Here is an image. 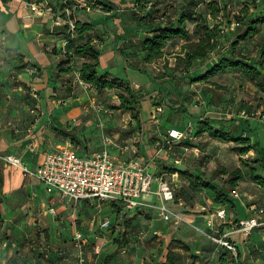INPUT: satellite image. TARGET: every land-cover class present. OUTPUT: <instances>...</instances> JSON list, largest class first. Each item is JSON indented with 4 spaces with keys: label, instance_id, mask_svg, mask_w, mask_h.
<instances>
[{
    "label": "rangeland",
    "instance_id": "374dc122",
    "mask_svg": "<svg viewBox=\"0 0 264 264\" xmlns=\"http://www.w3.org/2000/svg\"><path fill=\"white\" fill-rule=\"evenodd\" d=\"M131 2L134 3V0ZM209 3H215L220 10L215 18L209 14ZM152 8L154 17L159 18L157 22L177 20L186 11L190 17L187 27L194 41L202 34V31H196V23L211 28L217 26L222 47L226 45L223 36L235 29L243 12L249 9V13L256 14L264 8V0H159ZM123 15L130 17L129 13ZM162 16L164 20H161ZM174 43L177 44H168L162 58L152 62L150 70L142 65V59L133 61L132 64L143 67L149 74L125 68L123 63L111 68L115 75L123 79L130 77L138 82L139 86L133 84L134 91L141 100V118L148 127L142 141L137 125L129 124L126 119L120 120L115 130L121 133L122 140L131 138L128 142L131 146L129 158L139 160L152 171L151 192L158 190L157 177H162L174 190L173 199L176 190H188L194 197L193 205L176 202L173 207L184 216L194 214L192 210L203 207L202 213L211 215L206 225L201 227L196 225L198 221H191L174 228L164 223L155 211L129 212L122 209L117 212L111 203L78 204L68 206L64 213L53 214L55 206L45 190L42 195H0V264H6L16 251L17 264H101L105 255H113L109 264H164L168 261L174 264H221L223 256L227 261L240 258L247 264H264L262 232L255 231L247 238L237 233L228 236L235 221L252 214L251 207L264 206V189L250 180V170L245 164L264 158V92L237 70H229L206 81L192 82L188 77H197L206 68L197 67L195 71L184 74L185 69L181 66L175 72L179 76L177 82L156 81V76L174 69L176 65L184 41L176 40ZM261 48H264V25L258 34L241 42L235 54L237 58L243 56L253 61L260 57ZM87 91L90 97L101 96L92 87ZM119 93L125 94L124 88L102 95L101 101L106 102L110 110L116 111L113 102L115 95L119 100ZM157 107L162 108V112H157ZM168 107H183L187 113L170 115ZM122 115L121 112L119 119L123 118ZM108 116H100V119H107ZM202 119H218L227 123V127L236 125V136L250 138L256 149L241 156L234 143H224L206 134L196 136L197 124ZM93 122L98 129L102 121L95 116ZM189 125L193 129L186 139L169 143L168 130L171 127L183 129ZM76 129L80 130L75 126L69 132L79 139ZM104 131L105 128L99 132L100 138ZM97 133L92 138H99ZM86 139L83 137L77 144H72L70 140L66 148L77 151V146ZM80 150L90 151L83 146ZM164 167L187 170L206 180H215L226 188L232 173L240 169L244 179L234 189L239 197L235 198L233 192L230 194L235 209L225 207L227 217L220 220L217 217L219 206L211 204L210 208L202 190L190 188L186 176L178 173L171 175ZM260 173L264 176V171ZM106 221H110V225L102 227ZM76 232L81 235V241L76 240ZM120 233L126 234V243L118 248L114 240ZM224 236L238 245L237 257L217 243L216 240Z\"/></svg>",
    "mask_w": 264,
    "mask_h": 264
},
{
    "label": "crops",
    "instance_id": "0c3cea01",
    "mask_svg": "<svg viewBox=\"0 0 264 264\" xmlns=\"http://www.w3.org/2000/svg\"><path fill=\"white\" fill-rule=\"evenodd\" d=\"M99 1L109 4L112 10L105 11L102 7L91 9L85 7L83 0H77L78 9H67L64 18L61 14L55 15L47 3L37 4L38 9L34 11L26 0H0V45L14 49L24 57V63L36 66L17 70L15 68L21 66L18 61L10 64L0 62V154L20 158L29 169L35 170L45 153L66 148L70 144V139L60 135L56 129L69 126L68 129L73 130L78 126L80 130L76 129L79 131L75 133L76 136L79 140H83V137L87 139L77 146L76 152L86 154L99 151L104 146V137H111L115 143L110 147L111 154L119 160L129 159L130 151L122 155L119 147L129 144L131 138L122 140L121 133L115 129L120 120L126 119L129 124L135 125L131 114L122 112L123 118L119 119L121 111L118 110H111L109 116L99 113L102 109H109L100 97L114 90L100 92L101 96L87 95V88L91 86L82 81L79 74L84 58L73 59L69 65L72 73L69 74L60 73L58 66L65 54H73V48L63 37L66 20H73L94 25V30L89 34L76 36L75 43L92 38L100 50L101 73H109L135 86H139L138 82L130 77L123 79L115 75L111 68L123 63L125 68L149 74L143 67L132 64L138 58L131 59L129 55L131 47L152 35L151 27L140 22L131 0ZM124 13H129L130 17ZM141 62L151 69L152 63ZM114 97L113 106H117L119 100L116 95ZM95 116L102 121L98 129L96 122H93ZM100 116L108 118L100 119ZM104 128L100 138L99 132ZM147 129L145 124L144 131ZM96 132L99 138H92ZM140 140H143L142 135ZM82 146L90 151L80 150ZM43 190L45 187L38 179L25 175L20 167L0 161V195H42ZM46 195L52 198L55 214L67 211L65 208L70 205L59 194L46 192ZM146 198L150 202H157L155 195H147ZM80 204L92 205L86 202ZM211 204L208 201L210 208ZM202 209L192 210L194 214L185 215L186 222L198 221L196 225H206L211 215L202 213Z\"/></svg>",
    "mask_w": 264,
    "mask_h": 264
},
{
    "label": "trees",
    "instance_id": "16d2710c",
    "mask_svg": "<svg viewBox=\"0 0 264 264\" xmlns=\"http://www.w3.org/2000/svg\"><path fill=\"white\" fill-rule=\"evenodd\" d=\"M29 4L35 3H47V6L51 8L52 12L61 14L62 17H66V10L73 8L78 9L79 3L77 0H26ZM159 0H134V7L141 23H145L151 27V36L143 39L138 45L131 47L130 55L132 57L140 58L146 63H152L153 61L160 59L164 56V50L168 44L174 43L176 40L184 41L181 45L180 52L177 56V62L174 69H168L166 73L156 76V81H170L177 82L179 76L175 75L179 67L185 69L184 74H189L191 71H195L197 67H205V71L197 77H188L192 82L206 81L211 77L218 74H224L229 70L241 71L247 77L254 82L255 86L262 92H264V48H261L260 57L251 61L246 57H236V48L241 42H244L252 36L259 33V29L264 25V8L259 10L256 14L249 13V9L243 12V16L238 18V24L235 29L228 35H224L226 45L221 47L220 43V31L217 26L209 27L200 23H196V31L201 32L199 39L191 40V32L187 27L189 15L186 11L177 20L171 21H158L159 18L154 17L152 6H156ZM85 7L91 9H98L102 7L105 11L112 10V7L99 0H83ZM77 6V7H76ZM209 14L215 18L220 10L215 3H209L207 5ZM165 16V14H163ZM160 17L161 20L164 18ZM197 22L196 19H193ZM94 30V25L89 22L75 21L74 29L71 30L68 24L65 25L63 37L68 41L70 47L73 48L72 56L65 54L59 63L60 73H72V69L69 67L70 63L75 57L84 58L79 74L82 81L93 88L95 93H100L106 90H115L124 88L125 94L119 93V104L114 108L121 112H129L132 116V120L135 121L140 135L144 134V122L141 118V100L138 94L134 91L133 85L130 82H126L118 77H112L109 73H101L100 68V50L96 48L91 37L85 40L83 43H75V37H81L89 34ZM12 61H18L21 66L15 69H27L35 68L36 66L30 63H24V57L17 53L14 49L5 48L0 45V62L10 64ZM170 115H178L179 113H187V110L183 107H168ZM169 120V119H168ZM230 124V123H229ZM196 136L208 135L210 138L219 140L224 143L236 144L235 150L241 155L245 156L250 151L255 150L256 146L250 141V138L244 136H236L237 126L232 125L227 127V123L218 119H202L197 124ZM66 138L71 140L72 144H77L79 139H75L70 134H73L69 130L64 128H57ZM76 141H75V140ZM250 170V180L257 184L260 188L264 189V176L260 171H264V158L254 160L251 164L245 163ZM167 168L169 174H182L187 177L190 188L200 189L205 193L206 199L211 201L214 205L220 208L228 207L235 209V203L230 198V194L238 186L244 177L240 169H237L232 174V177L227 181L226 188L224 185L218 184L215 180H206L202 176H196L187 170H180L174 167ZM152 173V171H151ZM174 203L184 202L188 206H192L194 202L193 195L184 188H180L175 191ZM111 206L120 212L123 205L120 203H111ZM226 209V208H225ZM227 210V209H226ZM223 227L221 226V231ZM255 232V231H254ZM126 234L120 233L119 237L114 240L118 248H121L126 243ZM223 248V247H222ZM224 249V248H223ZM227 251V250H226ZM18 252L16 251L14 256L11 257L6 264H17ZM113 255H105L102 258L101 264H109ZM221 264H247L242 259L226 260L223 256L220 261ZM164 264H174L173 261H168Z\"/></svg>",
    "mask_w": 264,
    "mask_h": 264
},
{
    "label": "built area",
    "instance_id": "2783aa9c",
    "mask_svg": "<svg viewBox=\"0 0 264 264\" xmlns=\"http://www.w3.org/2000/svg\"><path fill=\"white\" fill-rule=\"evenodd\" d=\"M30 7L36 11L38 5L31 3ZM70 12H67L69 14ZM70 29H74V21L66 20ZM157 112H162V108L157 107ZM109 115L110 109H102L99 113ZM244 117V114H242ZM193 127L185 128L172 127L168 130L169 143L181 142L188 137ZM114 140L104 137V146L99 151L92 153H79L71 148H59L44 154L43 160L35 170L29 169L20 158L12 155L0 154V161L9 165L20 167L23 173L29 177L38 179L45 187L47 193H57L60 198L70 206L80 203H92L102 205L105 203H121L123 208L129 212L153 210L158 217L170 227L180 228L186 223L185 216L175 209L173 192L162 177L158 179V190L151 192V185L154 177L148 166L135 158L119 160L110 152V147L114 146ZM122 155L131 150L130 144L120 147ZM233 196L239 195L233 191ZM155 195L157 202H150L146 196ZM252 214L248 217L238 219L229 230L231 234H239L247 238L254 231L264 234V206L251 207ZM52 213L55 212L52 210ZM217 217L225 220L227 210L220 208ZM110 225V221L102 223V227ZM76 240L81 241V235L76 232ZM225 250L234 257L238 255V245L226 236L216 240Z\"/></svg>",
    "mask_w": 264,
    "mask_h": 264
}]
</instances>
